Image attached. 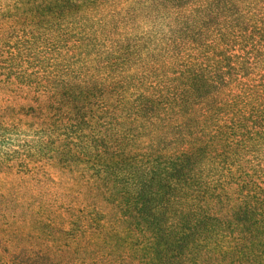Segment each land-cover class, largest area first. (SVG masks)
I'll return each mask as SVG.
<instances>
[{
  "label": "trees",
  "instance_id": "obj_1",
  "mask_svg": "<svg viewBox=\"0 0 264 264\" xmlns=\"http://www.w3.org/2000/svg\"><path fill=\"white\" fill-rule=\"evenodd\" d=\"M29 1L0 28V264H264V0Z\"/></svg>",
  "mask_w": 264,
  "mask_h": 264
},
{
  "label": "rangeland",
  "instance_id": "obj_2",
  "mask_svg": "<svg viewBox=\"0 0 264 264\" xmlns=\"http://www.w3.org/2000/svg\"><path fill=\"white\" fill-rule=\"evenodd\" d=\"M37 5L29 0H0V28L2 26H9L15 23H25L33 18H35L37 14ZM6 93L7 96L11 97L14 101H22L23 98L35 99V94H24L20 91L18 85L13 86L11 90ZM12 111H8L7 114ZM238 206V202L232 201L231 205H219L214 202L209 203L210 209L213 213L218 214L220 216H226L232 213V207ZM108 212V219L111 226L119 225L120 230H126L129 226L127 222L120 225L119 223V215L117 211L111 207L106 208ZM189 264V263H186Z\"/></svg>",
  "mask_w": 264,
  "mask_h": 264
}]
</instances>
